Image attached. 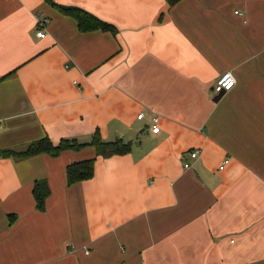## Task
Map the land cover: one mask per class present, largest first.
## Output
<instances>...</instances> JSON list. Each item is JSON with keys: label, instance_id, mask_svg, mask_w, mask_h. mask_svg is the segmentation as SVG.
Masks as SVG:
<instances>
[{"label": "crops", "instance_id": "crops-1", "mask_svg": "<svg viewBox=\"0 0 264 264\" xmlns=\"http://www.w3.org/2000/svg\"><path fill=\"white\" fill-rule=\"evenodd\" d=\"M51 1L116 32L0 0V264H264V0ZM226 71L235 85L214 101ZM95 132L130 151L1 153ZM89 158L94 175L68 184Z\"/></svg>", "mask_w": 264, "mask_h": 264}, {"label": "trees", "instance_id": "trees-1", "mask_svg": "<svg viewBox=\"0 0 264 264\" xmlns=\"http://www.w3.org/2000/svg\"><path fill=\"white\" fill-rule=\"evenodd\" d=\"M50 4L51 0H44ZM169 5H173L179 0H165ZM58 10L62 13L72 16L76 21L80 31H89L94 29L108 30L115 34V28L106 22H103L95 16L89 14L85 10L74 6H57ZM92 145L97 155H101L107 158L115 154H125L130 151L131 143L122 139L115 141H104L100 138L99 134L95 132L89 142L76 143L70 140H61L57 145H53L48 139L42 138L34 141L24 148L19 149H7L1 151L3 155L12 156L14 158H25L38 153H48L52 156H57L62 150L66 148L77 149L85 145ZM94 158L83 159L80 161L72 162L66 166V180L68 184H72L76 181L89 179L94 175ZM48 188L44 182L36 181L33 186V196L35 205L38 210L44 209L45 198L48 195Z\"/></svg>", "mask_w": 264, "mask_h": 264}, {"label": "built area", "instance_id": "built-area-1", "mask_svg": "<svg viewBox=\"0 0 264 264\" xmlns=\"http://www.w3.org/2000/svg\"><path fill=\"white\" fill-rule=\"evenodd\" d=\"M48 23V18L43 17V18H39L36 20V32L35 35L37 37L43 38L46 34H45V26ZM235 85V78L233 76V74L230 71H226L222 74H220L214 85L211 88V93L213 98L215 96H217L218 94L222 93V95L226 92H228L230 89H232V87ZM144 117L143 113L140 112L139 114H137V118L138 119H142ZM159 115L154 114L151 118H150V130L153 133H157L160 129L159 127ZM199 154V150H194L193 152H191L190 156L191 158H196ZM228 162V158L225 159L223 161V163L219 166V169H222L225 164ZM189 163L186 162L183 164L184 168L189 167Z\"/></svg>", "mask_w": 264, "mask_h": 264}, {"label": "water", "instance_id": "water-1", "mask_svg": "<svg viewBox=\"0 0 264 264\" xmlns=\"http://www.w3.org/2000/svg\"><path fill=\"white\" fill-rule=\"evenodd\" d=\"M221 96H222V93H220V94H218L217 96H215V97L213 98V100H214V101H217V100H219V99L221 98Z\"/></svg>", "mask_w": 264, "mask_h": 264}]
</instances>
